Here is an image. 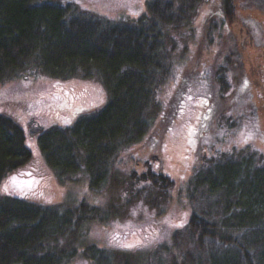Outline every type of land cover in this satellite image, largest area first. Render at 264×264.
<instances>
[{"label": "trees", "instance_id": "obj_1", "mask_svg": "<svg viewBox=\"0 0 264 264\" xmlns=\"http://www.w3.org/2000/svg\"><path fill=\"white\" fill-rule=\"evenodd\" d=\"M203 2L146 0L137 17L112 20L69 1L0 0V84L39 73L97 78L104 89L103 105L38 131L37 148L58 179L82 175L94 192L122 182L127 205L140 196L149 207L162 208L174 185L168 175L148 167L120 180L115 162L158 116L156 92L168 76L174 47L166 41H173L172 29L193 20ZM222 5L231 20L230 1ZM253 70L263 82L250 85L243 69L233 91L241 95L251 87L256 107L264 109V68ZM71 97L64 88L12 103L30 112L51 111ZM202 101L207 121L211 103ZM26 139L23 126L0 111V186L7 178L16 181L9 183L11 194L0 192V264H65L77 249L90 264H264L263 152L245 146L202 155L186 180V223L174 228L170 243L156 242L147 251L83 243L89 220L106 223L118 215L112 199L48 203L28 195L34 169Z\"/></svg>", "mask_w": 264, "mask_h": 264}, {"label": "rangeland", "instance_id": "obj_2", "mask_svg": "<svg viewBox=\"0 0 264 264\" xmlns=\"http://www.w3.org/2000/svg\"><path fill=\"white\" fill-rule=\"evenodd\" d=\"M66 1L119 20L137 17L133 12L140 15L146 0H61ZM222 1L204 0L188 25L171 30L173 41H166L168 47L174 44L169 55L170 71L156 92L160 112L146 136L122 151L115 162L120 180L131 171L140 173L148 167L168 175L174 185L162 208L149 207L139 200L140 196H132L127 205L121 195L122 182L94 192L82 175L60 180L39 152L38 131L50 125L71 123L79 111L91 112L103 105L105 93L97 78L57 79L38 73L0 84V111L23 126L32 151L30 166L34 177L29 181L32 191L28 195L48 203L79 199L101 203L112 199L118 206V215L106 223L97 219L87 222L83 243L117 247L139 240L147 245L140 250L151 249L156 242L170 243L174 225L187 221L186 180L202 155L216 149L245 146L264 154V109L261 105L256 107V94L251 87L241 95L233 91L234 81L240 78L243 69L249 73L250 85L263 82L253 69L264 68V0H229L232 7L229 21L224 18ZM183 77L187 80L184 84ZM64 88L72 92V97L51 111L30 112L12 103L59 93ZM204 97L211 103L207 121ZM200 131L202 135L197 137ZM246 138L248 142L243 143ZM11 181L7 178L0 192ZM80 250L65 264H90Z\"/></svg>", "mask_w": 264, "mask_h": 264}, {"label": "snow or ice", "instance_id": "obj_3", "mask_svg": "<svg viewBox=\"0 0 264 264\" xmlns=\"http://www.w3.org/2000/svg\"><path fill=\"white\" fill-rule=\"evenodd\" d=\"M132 15H139L138 12H133ZM247 83V82H245ZM248 142V139L246 138L243 143H247ZM16 184V181H15V178H12V185H15ZM3 192L5 193H8V194H11L9 192V185L5 184L3 186V189H2ZM174 227H183V224H178V225H174ZM119 247H122V248H126V249H133V248H140V247H146L147 245L146 244H142L139 240H137L135 243H125V244H120L118 245Z\"/></svg>", "mask_w": 264, "mask_h": 264}]
</instances>
